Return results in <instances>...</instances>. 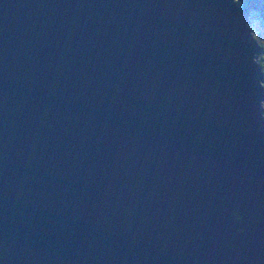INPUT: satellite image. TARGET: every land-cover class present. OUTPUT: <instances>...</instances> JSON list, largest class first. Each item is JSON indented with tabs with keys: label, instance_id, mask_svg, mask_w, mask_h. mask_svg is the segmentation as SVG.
<instances>
[{
	"label": "water",
	"instance_id": "1",
	"mask_svg": "<svg viewBox=\"0 0 264 264\" xmlns=\"http://www.w3.org/2000/svg\"><path fill=\"white\" fill-rule=\"evenodd\" d=\"M264 0H0V264H264Z\"/></svg>",
	"mask_w": 264,
	"mask_h": 264
},
{
	"label": "rangeland",
	"instance_id": "2",
	"mask_svg": "<svg viewBox=\"0 0 264 264\" xmlns=\"http://www.w3.org/2000/svg\"><path fill=\"white\" fill-rule=\"evenodd\" d=\"M246 23L251 28V33L255 35L258 40L264 43V23L259 19L255 11H248ZM264 61V51H263Z\"/></svg>",
	"mask_w": 264,
	"mask_h": 264
},
{
	"label": "trees",
	"instance_id": "3",
	"mask_svg": "<svg viewBox=\"0 0 264 264\" xmlns=\"http://www.w3.org/2000/svg\"><path fill=\"white\" fill-rule=\"evenodd\" d=\"M236 3H237V0H234ZM239 1V0H238ZM250 11H255L256 12V14H257V16H258V12L256 11V10H254V9H250ZM259 17V16H258ZM246 18H247V16H246ZM260 19V18H259ZM261 20V19H260ZM252 36L255 38L256 36L255 35H253L252 34ZM256 39V41L258 42V44H259V50H258V58H257V62H258V64H260V67H261V70H262V80H261V84H262V87H263V96H264V61H263V56H262V54H263V51H264V43L262 42V41H260V40H258L257 38H255ZM263 99H264V97H263ZM262 104H263V106H264V100L262 101Z\"/></svg>",
	"mask_w": 264,
	"mask_h": 264
},
{
	"label": "flooded vegetation",
	"instance_id": "4",
	"mask_svg": "<svg viewBox=\"0 0 264 264\" xmlns=\"http://www.w3.org/2000/svg\"><path fill=\"white\" fill-rule=\"evenodd\" d=\"M259 67H260V64H259ZM260 71H261V73H262L261 67H260Z\"/></svg>",
	"mask_w": 264,
	"mask_h": 264
}]
</instances>
